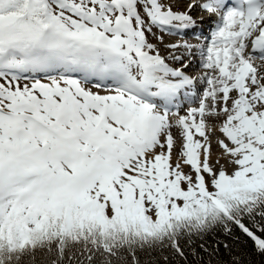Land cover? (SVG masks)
Here are the masks:
<instances>
[{
    "label": "snow or ice",
    "instance_id": "1",
    "mask_svg": "<svg viewBox=\"0 0 264 264\" xmlns=\"http://www.w3.org/2000/svg\"><path fill=\"white\" fill-rule=\"evenodd\" d=\"M264 264V0H0V264Z\"/></svg>",
    "mask_w": 264,
    "mask_h": 264
},
{
    "label": "trees",
    "instance_id": "2",
    "mask_svg": "<svg viewBox=\"0 0 264 264\" xmlns=\"http://www.w3.org/2000/svg\"><path fill=\"white\" fill-rule=\"evenodd\" d=\"M256 260H257V264H260V258L256 257Z\"/></svg>",
    "mask_w": 264,
    "mask_h": 264
}]
</instances>
